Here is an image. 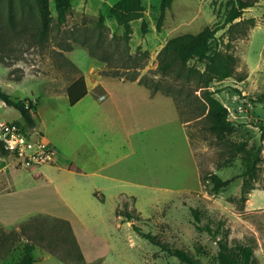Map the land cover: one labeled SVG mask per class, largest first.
<instances>
[{
	"label": "rangeland",
	"instance_id": "obj_1",
	"mask_svg": "<svg viewBox=\"0 0 264 264\" xmlns=\"http://www.w3.org/2000/svg\"><path fill=\"white\" fill-rule=\"evenodd\" d=\"M118 1L70 0L65 23L57 26L49 0L52 20L38 41L34 7L22 8L14 0L10 9L8 0H0V88L37 103L36 126L28 131L49 138L80 164L85 151L97 152L96 162L103 161L107 144L117 158L107 169L113 181L104 202L93 193L106 179L94 175L87 187L64 193L62 203L49 183L35 178L39 167L27 169L9 154L0 156V169L6 167L0 173V217L8 221L0 223V264H19L26 244L34 246L33 264H183L142 238L132 222H122L115 211L123 205L139 216L134 223L142 232L201 264H219V242L229 249L249 245L252 264H264V0H241L248 7L235 22L245 23L231 32L224 21L236 0H173L159 25L160 0H141L144 16L131 22L128 42L109 15ZM100 15L103 29L96 25ZM205 27L219 28L209 54L229 52L236 58L234 76L208 87L232 122L219 138L204 119H193L204 107L195 82L158 69V53L169 39ZM205 62L194 58L187 65L203 71ZM80 76L87 94L70 106L66 90ZM21 120L0 101V122ZM240 143L246 152L224 163L228 148ZM252 147L261 152L243 200L241 175ZM209 174L231 183L212 192L211 184L201 181ZM193 209L203 230L195 227ZM67 215L82 226L62 220Z\"/></svg>",
	"mask_w": 264,
	"mask_h": 264
},
{
	"label": "trees",
	"instance_id": "obj_2",
	"mask_svg": "<svg viewBox=\"0 0 264 264\" xmlns=\"http://www.w3.org/2000/svg\"><path fill=\"white\" fill-rule=\"evenodd\" d=\"M173 0H160V18L159 23L162 21L165 11L171 8ZM16 4L22 8L29 6L34 7V11L38 18V41H42L48 34L50 22L52 20L49 8V0H16ZM56 12V24L61 26L65 23L67 15L71 10L70 0H53ZM10 9L14 7V0H8ZM248 5L241 0H236L235 5L228 11L224 24H229L228 32H231L236 26L245 23V20L235 22L240 19L244 9ZM145 8L141 0H119L109 10V15L112 17L116 24L123 29L122 38L125 42L130 40L132 34L131 22L143 18ZM104 18L102 15L98 17L96 25L99 29L104 28ZM250 26L254 24L249 22ZM157 25V27H158ZM141 30L146 32V24L142 21ZM219 28L205 27L197 34H183L169 39L158 53V69L162 74H175L176 78H184L185 82L194 81L197 89L200 90V99L203 101V110H197L193 119H204L207 124V129L218 138L227 132L232 125L228 119L229 112L227 108L218 101L213 95V92L208 90L212 82H221L234 76L236 58L229 52L215 51L209 54L210 42L214 38L215 33ZM194 58L206 59L204 70L199 71L196 68L189 67L187 64ZM242 80L241 77L238 78ZM131 81L135 79L130 78ZM138 84L147 88L142 80ZM149 89V88H148ZM151 95L155 94V90H151ZM87 94V87L83 76H80L73 81L66 90V95L70 106L75 105ZM176 98L175 96H173ZM0 101L6 106L12 107L17 110L22 118L19 122H12L19 125L24 131L29 132L28 129H33L36 126L38 119L37 116V103L33 104L30 99H17L8 95L0 88ZM36 105V106H35ZM228 157L224 163H230L232 159L239 153L246 152L244 143L237 146L229 147L226 151ZM261 147H252L247 151L245 169L241 175L243 183L241 188V199H245L248 190H251L250 180L253 179L257 170L259 162V154ZM8 153L0 143V156L5 157ZM202 182H209L211 184V191L218 192L226 188L231 180H222L217 174H209L201 177ZM95 198L103 202L95 193ZM116 215L122 217V222H132L131 227L142 238L149 241L152 245L157 246L160 251L167 255L176 258L183 264H201L198 260L194 259L188 252L174 248L165 242L160 241L155 235L151 233H144L134 223L138 220L139 216H134L129 210L127 205H123L122 210H116ZM192 215L195 218V227L197 230H203L199 226V212L196 209L192 210ZM206 230L211 231L208 227ZM33 245L26 244L23 248V257L19 264H33L34 258L32 252ZM80 257V256H79ZM254 258L253 248L249 245L236 244L233 249H229L226 244L219 242V251L217 259L219 264H252Z\"/></svg>",
	"mask_w": 264,
	"mask_h": 264
},
{
	"label": "crops",
	"instance_id": "obj_3",
	"mask_svg": "<svg viewBox=\"0 0 264 264\" xmlns=\"http://www.w3.org/2000/svg\"><path fill=\"white\" fill-rule=\"evenodd\" d=\"M83 111L92 112L95 110ZM75 125H78V127L82 129L80 122H77V124ZM107 126H110L109 123L107 124ZM44 138L54 148V163L50 165L40 166L36 170L37 176L35 178H41V180L49 183L52 187V192L56 195L59 201L63 203L62 195L64 193H73L75 188L80 186L87 187L89 185L91 177L94 175L103 177L106 179L105 186H99L98 189H95L97 191H95L94 193L99 198H102L104 202L106 200V186L110 184V181H113V176L108 173L107 169L111 168L117 162V158H113V148L109 144H107L103 150L105 154H100L99 152L101 157H104L105 159L103 161L99 160L98 163L96 162V157L98 155L97 152L93 151L87 153V151H85V157L82 159V164H80L74 160L69 159L64 150H62V152L57 151V144L55 142H51L47 137ZM87 139L90 140L88 137ZM89 143L92 149L95 150V146L93 145V143L91 141ZM5 168L6 167L3 166L0 169V173H2ZM72 215L75 218L76 215L74 213H72ZM69 216L67 215L66 217H62V220L67 221L72 226H82V223L77 218V220H74ZM0 223L7 225L8 221L4 217H0Z\"/></svg>",
	"mask_w": 264,
	"mask_h": 264
},
{
	"label": "built area",
	"instance_id": "obj_4",
	"mask_svg": "<svg viewBox=\"0 0 264 264\" xmlns=\"http://www.w3.org/2000/svg\"><path fill=\"white\" fill-rule=\"evenodd\" d=\"M0 143L27 169L54 163V148L41 135L33 137L11 122H0Z\"/></svg>",
	"mask_w": 264,
	"mask_h": 264
}]
</instances>
